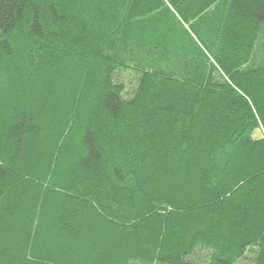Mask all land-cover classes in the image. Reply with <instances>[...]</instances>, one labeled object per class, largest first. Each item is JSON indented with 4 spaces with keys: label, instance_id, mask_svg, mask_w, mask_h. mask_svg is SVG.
I'll return each mask as SVG.
<instances>
[{
    "label": "trees",
    "instance_id": "16d2710c",
    "mask_svg": "<svg viewBox=\"0 0 264 264\" xmlns=\"http://www.w3.org/2000/svg\"><path fill=\"white\" fill-rule=\"evenodd\" d=\"M250 248L264 264V0H0V264Z\"/></svg>",
    "mask_w": 264,
    "mask_h": 264
},
{
    "label": "rangeland",
    "instance_id": "374dc122",
    "mask_svg": "<svg viewBox=\"0 0 264 264\" xmlns=\"http://www.w3.org/2000/svg\"><path fill=\"white\" fill-rule=\"evenodd\" d=\"M122 77L125 78L126 82L128 83V86L130 87L132 85L130 84L132 81V74L126 72L122 74ZM262 133L263 132L261 130H258L256 131L255 136L261 137ZM254 256H255V249L250 248L246 253V257L240 260L237 264H255Z\"/></svg>",
    "mask_w": 264,
    "mask_h": 264
}]
</instances>
